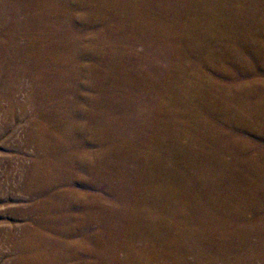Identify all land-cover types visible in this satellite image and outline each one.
Listing matches in <instances>:
<instances>
[{"label":"bare ground","instance_id":"obj_1","mask_svg":"<svg viewBox=\"0 0 264 264\" xmlns=\"http://www.w3.org/2000/svg\"><path fill=\"white\" fill-rule=\"evenodd\" d=\"M59 2H19L28 11V43L20 46L16 30L5 29L15 13L0 1V64L9 88L27 77L41 91L61 92L42 97L39 108L65 102L63 94L81 98L82 85L94 92L75 127L94 122L107 145L89 162V197L57 192L68 223L111 244L115 264L143 256L180 264L188 254L198 264L264 263L251 243L264 232V0ZM76 20L90 30L86 38L75 39ZM100 27L103 35L93 32ZM28 105L33 116L36 101ZM49 178L34 180L35 191L47 195ZM228 212L252 217L234 224Z\"/></svg>","mask_w":264,"mask_h":264},{"label":"rangeland","instance_id":"obj_2","mask_svg":"<svg viewBox=\"0 0 264 264\" xmlns=\"http://www.w3.org/2000/svg\"><path fill=\"white\" fill-rule=\"evenodd\" d=\"M0 1H5V8L7 7L8 13H15V19L8 16L9 25L5 29L7 32L16 30L19 34L18 44L20 46L27 45L26 18L28 11L19 3L24 0ZM55 2H59V0H54ZM61 4L62 2H59L57 5ZM17 6L23 8V12L16 10L15 7ZM43 19L49 20V18L41 17V20ZM73 28L77 32L74 33L75 39L79 36L86 38L82 34L84 31H86V34L90 33L88 32L90 30L84 28L81 20H76ZM93 32L96 34L100 32L103 35V28H97V32ZM79 44L83 51L88 52L84 47L86 46L85 43L80 42ZM137 51L142 52L143 45H138ZM17 59L14 63L19 66L22 64V60ZM92 62L93 58L91 56L87 55L84 58L86 65H90ZM5 71L7 70H4V67L0 64L2 75V77L0 76V264H115L116 262L112 260V252L110 253V249H107L111 244L102 242V240L93 242L85 235L87 233L85 231L83 236H86L87 239H82L83 236L79 234L77 221H69L71 223H68V210L65 206L67 203H64L63 200L65 199H60L57 193L62 191L66 196H73L80 198V200L89 197L91 194L88 184L92 174L88 165L96 158L94 155L97 152L103 154L101 152L102 146L105 147L107 144L104 143V137L93 129L94 122L92 127L88 124V127L81 128V130L75 125L88 117L84 105L88 107V102H92L94 92L82 85L79 87L80 89L78 88L81 98L75 99L74 94H63L65 102L58 98L50 104L44 103L41 109L37 102L41 103L42 97L45 99L47 96L50 98L52 96L56 97L55 95L61 92L56 90L41 91L40 86L31 84L27 77H20V80L13 81L11 83L12 88H9V84H6L5 81ZM8 90H11L9 94L12 96L9 101L6 99ZM31 99L36 101L33 116L29 115V110L32 107L28 103ZM12 102H17L15 103L16 106L11 105ZM31 118H36L33 123H30ZM75 155L81 157V159H76ZM46 176L51 178L48 181H53V185H49V192H47L48 189L46 191L47 195L45 191L39 193L34 188V180H45ZM33 177L41 178L30 180ZM45 204L53 209L52 212L49 211V214L43 211ZM74 210L73 214H80L78 208ZM226 215L229 216L230 222L232 219L234 224H238L240 219L245 220L252 217L250 213L241 212H228ZM45 217L47 219L49 217V222L45 221ZM61 217H65V219ZM44 223L49 225L46 226ZM89 227L87 230H91ZM248 228L252 227L248 226ZM263 234L264 232L260 233L259 238L251 239L252 244L256 243L257 240L259 252H264ZM35 235L42 237L40 241L35 240L37 239L34 237ZM137 244L142 246L141 242H137ZM34 245H37L34 247L35 249L33 248ZM261 246L263 247L261 248ZM188 255L180 264H198L193 255ZM117 256L119 259H124L125 252L119 251ZM143 257V259H131L132 262L126 263L177 264V261H181L179 259L176 261L158 259L157 261L155 259L150 260L149 257ZM251 259L253 264H264L256 258ZM219 261L218 263L222 264Z\"/></svg>","mask_w":264,"mask_h":264}]
</instances>
